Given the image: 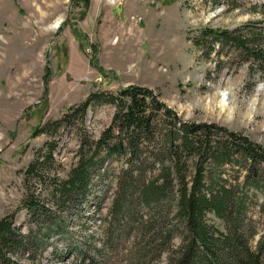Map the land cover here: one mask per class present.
<instances>
[{
    "label": "trees",
    "instance_id": "obj_1",
    "mask_svg": "<svg viewBox=\"0 0 264 264\" xmlns=\"http://www.w3.org/2000/svg\"><path fill=\"white\" fill-rule=\"evenodd\" d=\"M250 7L264 14V2ZM190 38L207 57L234 51L264 62V17L234 28L204 26ZM103 104L114 114L92 137L86 117ZM68 130L79 146L62 176L55 152ZM41 133L48 138L23 170L28 231L17 227L16 213L0 217V264H47L50 247L73 264H108L114 254L115 264L126 240L127 264H264V219L253 215L264 206V145L244 132L185 121L152 88L129 84L91 90L33 135ZM106 198L99 235L69 219L72 212L96 219Z\"/></svg>",
    "mask_w": 264,
    "mask_h": 264
},
{
    "label": "rangeland",
    "instance_id": "obj_2",
    "mask_svg": "<svg viewBox=\"0 0 264 264\" xmlns=\"http://www.w3.org/2000/svg\"><path fill=\"white\" fill-rule=\"evenodd\" d=\"M239 1L243 6L230 10L227 0H89V5L87 0H0V217L16 213L17 227L28 231L27 211L20 208L27 192L23 170L48 138L33 132L91 90L144 85L183 120L215 122L264 145V62L234 51L207 57L190 38L204 26L234 28L264 17L250 7L264 0ZM75 29L87 35L86 42ZM114 110L103 104L88 112L92 137L110 123ZM78 146L75 130H68L55 152L60 175L76 161ZM109 202L103 200L96 219L95 213L81 219L73 212L69 219L87 223L99 235ZM253 215L264 219V206ZM125 247L127 240L115 264L131 261ZM52 251L47 264H73L69 255L62 259Z\"/></svg>",
    "mask_w": 264,
    "mask_h": 264
},
{
    "label": "bare ground",
    "instance_id": "obj_3",
    "mask_svg": "<svg viewBox=\"0 0 264 264\" xmlns=\"http://www.w3.org/2000/svg\"><path fill=\"white\" fill-rule=\"evenodd\" d=\"M114 11H115L116 15H118V16L121 14V6H120V3L115 6ZM60 23H61V18H59L58 20H56V22L54 23V27L59 26Z\"/></svg>",
    "mask_w": 264,
    "mask_h": 264
}]
</instances>
